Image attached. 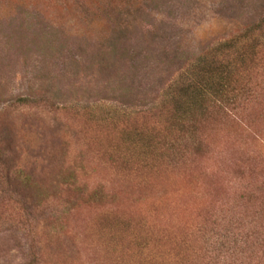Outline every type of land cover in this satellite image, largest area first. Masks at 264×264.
Listing matches in <instances>:
<instances>
[{
	"label": "rangeland",
	"instance_id": "obj_1",
	"mask_svg": "<svg viewBox=\"0 0 264 264\" xmlns=\"http://www.w3.org/2000/svg\"><path fill=\"white\" fill-rule=\"evenodd\" d=\"M258 1L0 0V264H179L209 247L201 235L219 234L209 223L220 209L226 220L264 210V103L243 125L215 127L208 153L173 173L134 176L112 163L136 143L128 116L170 99L200 59L237 60ZM37 90L55 107L18 106ZM80 162L86 192L115 199L66 207L56 178ZM7 174L26 175L37 198L15 193ZM245 192L255 208L237 200ZM114 208L132 222L110 225ZM143 244L152 248L141 254Z\"/></svg>",
	"mask_w": 264,
	"mask_h": 264
},
{
	"label": "trees",
	"instance_id": "obj_2",
	"mask_svg": "<svg viewBox=\"0 0 264 264\" xmlns=\"http://www.w3.org/2000/svg\"><path fill=\"white\" fill-rule=\"evenodd\" d=\"M245 32L242 47L236 53L237 60L232 65H226L219 60L200 59L193 65L190 79L178 87L174 95L170 94V99L128 116L123 130L131 132L134 137L133 143L134 139L136 143L131 144V147L122 153L123 156H112V159H115L112 163L120 170L123 169V173L134 176L141 175L145 170L160 167H163L159 169L163 170L161 172L172 170L173 173L179 165L195 164L196 158H202L208 153L207 134L215 127L226 122L237 126L243 125L247 112L254 106L260 107L264 103V85L259 87L260 84L255 83L259 78L264 80V0L256 3L252 21ZM113 53L114 51H104L107 55ZM95 59L98 67L99 64L104 65L99 63L100 57ZM102 68L104 69L105 65ZM256 86L258 88H255ZM17 101L20 107L42 106L43 110L55 107V99L46 91H33L29 96L19 98ZM0 163L4 166L8 164L2 160V150ZM82 165L80 162L79 166H61L57 175L56 180L61 182L62 190L69 194L68 198L70 197L66 207L84 198L89 203L105 197L115 199V193L109 195L108 191L101 188L86 192L84 183L78 180ZM159 170L153 172L149 178L153 176L158 178L161 173ZM11 179L9 175L6 176L9 184H15L10 186L14 187L15 193L20 191V188L23 191L29 189L35 195L31 196V199L37 198L38 190L41 189L30 184L26 175L22 179L19 175L14 176L13 180L16 182H10ZM237 200L250 205L256 199L245 192L240 194ZM252 207L255 208L253 205ZM244 208L248 209L247 206ZM223 210L224 208L218 211L220 213L218 221L213 219L209 223L219 229V234L210 233L209 239L201 235L203 239L201 243L205 242V246L209 247L204 250V246L199 247L195 251V256L189 255L191 251L184 252L181 254L179 264H264V210L249 219L247 214L251 210L248 209L244 219L243 215L239 214L237 219L228 220L222 215ZM114 211L117 209L114 208ZM115 212L114 217L111 216L109 219L110 225L112 223L114 225V222L122 225L132 222L133 218ZM210 230L207 233L211 232ZM164 232H159L154 239L166 240L168 235L166 230ZM199 235L200 230L199 233L195 231V241L199 239ZM175 242L177 245H173L172 248L181 250L182 246ZM151 248V245L143 244L139 251L142 254ZM207 250H210L212 255L209 258L205 254ZM177 257L178 255L175 256ZM31 264H38L37 260Z\"/></svg>",
	"mask_w": 264,
	"mask_h": 264
}]
</instances>
